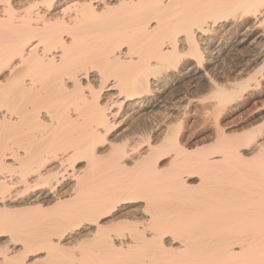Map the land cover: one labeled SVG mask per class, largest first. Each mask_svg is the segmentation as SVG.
Here are the masks:
<instances>
[{"label": "bare ground", "instance_id": "bare-ground-1", "mask_svg": "<svg viewBox=\"0 0 264 264\" xmlns=\"http://www.w3.org/2000/svg\"><path fill=\"white\" fill-rule=\"evenodd\" d=\"M240 2L0 0V232L50 247L54 264H262L264 164L228 139L264 120V32L236 19ZM193 25L204 74L240 85L211 121L203 107L185 119L199 69L172 66ZM178 120L176 142L157 147ZM66 154L52 184L44 169ZM129 190L146 212L98 214ZM93 219L63 240L64 221ZM9 248L0 264L22 250Z\"/></svg>", "mask_w": 264, "mask_h": 264}, {"label": "snow or ice", "instance_id": "snow-or-ice-1", "mask_svg": "<svg viewBox=\"0 0 264 264\" xmlns=\"http://www.w3.org/2000/svg\"><path fill=\"white\" fill-rule=\"evenodd\" d=\"M236 7L237 9L245 10L243 16L237 15L236 19L238 21L243 20L245 26L250 25L251 27L249 31H251L253 35L256 30L264 32V0H241ZM24 11H26V9L21 7L19 14H23ZM195 27L196 26L193 25L191 29L184 33H180L175 37V41L182 42V47L170 45L174 52L172 66H178L180 61L187 60L189 63L193 64L194 67L199 69L201 74V95L187 109V116L185 119L188 122H191L193 119H198L200 117L199 112L196 115H193L192 110L203 107L212 110L204 114L206 120L211 121L215 112L214 105L217 108L220 107L227 98L234 96L237 93L240 85L233 84L229 80H225L222 76L215 73L212 75L204 74V70L208 65L198 62L202 54L203 45L200 43L199 37L194 35ZM180 66L182 67V65ZM22 68V65H18L13 71H21ZM260 71L264 73V66H262ZM4 72L6 74L7 69H4ZM94 83L98 89V92L93 94V100L95 101V96L102 95L106 86L99 77ZM86 90L92 92L91 87ZM119 98L122 100L123 95ZM261 111H264V108H262ZM72 115L76 119H79L77 113H72ZM182 126L186 127L185 124H182V121L178 120L175 124L169 127L164 140L161 143H158L157 147L166 146L169 142L175 143ZM101 131H103V129H101ZM228 139L231 142L233 151L238 155H241L242 158L244 156H247L249 160L259 158L262 164H264V120L259 124L254 125V127L249 128L246 132L237 133L234 136L228 137ZM153 143H156V141H153ZM147 146L148 142L145 141V149ZM67 155L70 154L53 157L47 167H45L44 171H48L50 168H56L55 172L49 173L48 178L52 184L57 182L63 168L71 169L73 160L66 158ZM61 161H63V164H61ZM161 163H167V161L162 160ZM3 195L7 196V192H4ZM137 201L142 203L144 197L135 190H129L124 197L109 202L104 208L100 209L98 214L107 219L121 217L122 219L130 220L133 217L138 216L140 212L147 211L146 208H137ZM63 223L65 225V230L62 233L63 240H68L70 236L83 232L89 223L93 228L98 227L95 219L92 221L85 220L83 222L67 220ZM151 234V232L148 233V235ZM13 244L22 250L16 252V259L11 261L10 264H54L51 259L52 249L50 247H46L40 243H34L28 239H22L12 232H0V246H2L6 253L13 250L9 248V246ZM262 264H264V261H262Z\"/></svg>", "mask_w": 264, "mask_h": 264}, {"label": "rangeland", "instance_id": "rangeland-1", "mask_svg": "<svg viewBox=\"0 0 264 264\" xmlns=\"http://www.w3.org/2000/svg\"><path fill=\"white\" fill-rule=\"evenodd\" d=\"M194 81H196L195 79H194ZM180 83V84H179ZM182 84H184V83H182V82H178V83H175V85H182ZM182 87V86H181ZM176 90H178V88L176 89ZM198 119H196L195 121H197Z\"/></svg>", "mask_w": 264, "mask_h": 264}]
</instances>
